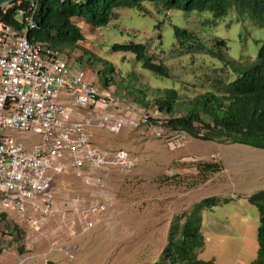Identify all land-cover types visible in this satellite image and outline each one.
<instances>
[{"label": "rangeland", "instance_id": "374dc122", "mask_svg": "<svg viewBox=\"0 0 264 264\" xmlns=\"http://www.w3.org/2000/svg\"><path fill=\"white\" fill-rule=\"evenodd\" d=\"M147 7L145 12L121 8L102 28L79 20L85 38L64 53H69L100 89H110L146 108L151 122L158 124L164 135H155L150 124L126 126L117 133L93 127L91 141L95 145L125 149L135 164L130 170L105 172L104 190L85 185L73 173L62 174L57 202L61 204L70 194L86 204L107 201V211L92 216L89 220L94 224L85 232V223L71 214L65 218L56 214L35 227L27 217L11 212L1 219L0 264H154L162 256L172 224L183 223L193 207L207 198H215L218 204L199 213L206 239L200 256L215 260V264H249L256 258L260 211L250 197L264 190V149L203 140L171 129L167 119L157 117L166 112H159L156 99L165 88H176L181 103L208 90L224 93L219 82L234 80L241 68L256 59L264 43V28L236 11L217 24L205 25L202 21L211 17L209 12L159 13L153 6ZM175 25L195 31L214 50L219 48L215 39L225 40L228 48L222 47L221 52L232 62L225 66L224 60L210 53L175 44ZM131 41L145 43L147 53L165 64L170 76H158L144 68L132 53L112 50L115 43ZM185 113L181 108L172 114ZM180 135L186 141L181 147L171 143ZM208 163L219 164L220 170L205 171Z\"/></svg>", "mask_w": 264, "mask_h": 264}, {"label": "built area", "instance_id": "2783aa9c", "mask_svg": "<svg viewBox=\"0 0 264 264\" xmlns=\"http://www.w3.org/2000/svg\"><path fill=\"white\" fill-rule=\"evenodd\" d=\"M31 9L33 14L19 10L23 29L0 21V225L11 212L35 227L56 214H71L85 223V232L94 224L89 219L107 211L110 203L86 204L67 194L59 204L60 176L73 173L85 185L104 190L105 172L130 170L135 164L125 149L95 145L91 129L117 133L126 126L150 124L158 137L164 131L151 122L146 108L100 89L69 54L46 41L30 40L28 31L37 25L36 8ZM77 108L88 113L76 118ZM157 117L168 121L172 115ZM171 143L181 147L186 141L180 135Z\"/></svg>", "mask_w": 264, "mask_h": 264}, {"label": "trees", "instance_id": "16d2710c", "mask_svg": "<svg viewBox=\"0 0 264 264\" xmlns=\"http://www.w3.org/2000/svg\"><path fill=\"white\" fill-rule=\"evenodd\" d=\"M148 5L156 8L159 13L169 10L209 12L211 17L202 21L205 25L217 24L230 11H236L239 16L251 18L255 25L264 28V0H0V21L23 29L26 22L19 15V10L33 14L31 7L36 8L34 19L37 25L29 29V39L46 41L52 48L64 52L85 38L79 20L91 27L102 28L110 24L117 10L128 7L145 12ZM174 33L175 44L189 51L210 53L224 60L225 66L232 62L221 52L222 47L228 48L225 40L215 39L219 48L214 50L191 29L175 25ZM112 50L132 53L144 68L158 76H170L168 67L156 62L147 53V46L143 42L115 43ZM105 63L107 67V61ZM111 68L113 71V64ZM219 83L221 88L226 89L224 93L208 90L187 103L179 102L176 88L163 89L156 104L160 111L172 115L167 125L203 140L239 143L264 149V43L256 59L241 68L234 80ZM181 108H185L186 113L173 116L172 113ZM204 168L207 172H216L220 170V165L208 163L204 164ZM250 200L258 205L260 225L257 232V256L249 264H264V190L251 196ZM217 204L215 198L204 199L193 207L183 223L174 222L162 256L154 264H215V260H205L200 256L206 239L200 230L199 213Z\"/></svg>", "mask_w": 264, "mask_h": 264}, {"label": "crops", "instance_id": "0c3cea01", "mask_svg": "<svg viewBox=\"0 0 264 264\" xmlns=\"http://www.w3.org/2000/svg\"><path fill=\"white\" fill-rule=\"evenodd\" d=\"M87 113H88V112H87ZM87 113H86V114H87ZM81 114H82L83 116H85V114H83V112H82V113H80V112H79V113H78V112H76V114H75V117H76V118H77V117H80V116H81Z\"/></svg>", "mask_w": 264, "mask_h": 264}]
</instances>
